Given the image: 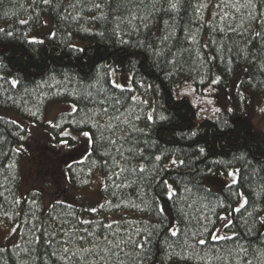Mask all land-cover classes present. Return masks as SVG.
I'll use <instances>...</instances> for the list:
<instances>
[{
  "label": "trees",
  "instance_id": "trees-1",
  "mask_svg": "<svg viewBox=\"0 0 264 264\" xmlns=\"http://www.w3.org/2000/svg\"><path fill=\"white\" fill-rule=\"evenodd\" d=\"M58 8L57 12L47 6L33 5V0H0V109L14 113L21 117L27 123L33 124L41 129H49L54 137L61 140V132H68L80 135L82 131H91L93 133V143H89L90 151L83 155L80 161H70L71 170L67 168L69 181L77 189H88L92 186L95 174L102 172L107 175L109 169L104 165V160H111L104 155L105 147H102L100 141V131L91 127V122L87 121L85 113L90 110H99L101 101H106L104 107H109L110 112L114 111L111 107L118 98L121 101L120 112L125 109L133 110L139 113L142 119L137 122L139 127L147 128L148 136H138L141 143L139 146L144 147L143 140L150 141L151 147L145 148V156L149 159L146 163L151 165V157L163 154V159L158 162L162 167L168 164L169 157L184 159L187 162L194 160L193 165L172 167L160 171L156 176V180L167 179L169 183H174L177 192L182 199L166 201L163 197V186L155 183L149 178L148 180H138L132 187L124 189H116L117 196H111L109 192L103 190L105 198L111 199L113 203L118 202L119 197L131 195L140 210L137 208H105L98 213H90L93 215L92 225H78L79 227H87L91 231H106L98 229L96 224L99 222L109 223L107 218L112 215H121L120 219L123 227H127L123 222H132L134 228H147L153 231L152 251L153 258L146 264H161L164 260L160 249V237L166 235L169 222L175 218L179 220V227L183 231L197 232L201 229V224L207 225L208 232L205 237H210L212 230L219 229L222 220L219 216L224 215L226 211H231L232 207L238 206L240 197L236 193L242 192L249 200L248 210L251 211L253 205L264 208V134L257 133L250 123L239 119L235 114L222 111L212 118L199 120V110L194 102L188 97H177L176 92L179 89L181 80H189L198 90H205L214 87L217 92L224 93L232 85L238 76L241 66L246 62L241 58L235 60L231 65L233 71H223V77L219 84L212 85L210 80L221 75L225 65L219 67L214 65L204 66L197 59V52H201L207 57L209 53L219 51V46L225 44L233 48V53L237 47H244L248 38V33L242 37L238 32L244 31L248 24L247 10L241 9V12H235L232 8L218 9L215 7L220 0H206L207 7L197 15L193 9L185 5V8L175 18V32L170 41L166 44H160L156 37L162 36L171 29L167 28L163 21L168 20L169 24L173 23L172 16L163 11L155 12L151 19V33L144 30L140 21H135L137 26L141 27L139 33L131 32L126 24L121 25L129 34L121 31L120 36L113 35L115 22L113 20V10L105 3L103 8L107 14V20L91 21L90 17L99 15L100 10L92 7L93 2H102V0H81L76 4L75 8H70V3H76V0H56ZM114 2V0H113ZM196 3L197 0H192ZM243 2V0H241ZM264 2V0H258ZM135 5H139L136 7ZM137 15H147L151 11L150 0H144V4H140V0H134L133 4L127 5ZM159 7V6H158ZM68 8L71 15L67 21L61 20L60 16L65 15L64 9ZM259 11L264 12V8ZM228 12L229 19L220 21L216 13ZM45 20L52 16V31H57L56 40L47 36L44 44L33 45L27 42L36 32L42 31L46 26L42 25L37 19ZM120 15L128 16V12L124 7L119 9ZM79 15V19L73 20L72 16ZM232 17H235L232 19ZM27 21V23H20ZM237 28V32L228 30V26ZM255 27V25H253ZM223 27L224 32H220L219 28ZM91 31H84V29ZM197 33L196 45H191L188 36L190 32ZM215 29V31H213ZM73 33L72 42L83 47L85 53H70L69 49L64 46L66 41V33ZM5 32H12V36H6ZM104 32L101 37L97 33ZM26 34V36H25ZM151 36L152 40L157 44L158 49L165 51V56L153 57L151 52L135 48L131 45H122L118 40L122 37L125 40L136 41ZM215 40L213 44L211 41ZM80 43L81 45H79ZM209 44V48L205 49L201 46ZM193 51L185 52L180 58V68H173L167 64V49L171 48L173 52L177 48H189ZM115 69L116 72L132 76V87L116 88L113 86L112 75L109 70ZM254 71L255 79L252 84L247 83V77L243 79L241 86L247 91L264 99V88H261L258 81L264 80V74L258 70ZM18 79L20 83L13 86L11 81ZM141 84L144 87H141ZM151 85V88L147 86ZM134 89V91H133ZM132 96H140L149 100L153 98L157 113H163L168 116L166 121H159L155 125L149 126L143 119V113L140 112L142 107L144 111H148V106H138L135 101L129 99ZM71 103L75 104L79 111L75 113H64L57 117L54 125L58 127H49L46 123L47 108L51 103ZM32 113H36L35 116ZM219 117V119H217ZM227 119L228 125L221 127L223 121ZM10 119L0 115V192H4V196L0 197V204L4 205V209H0V213L6 210L9 215L0 214V221L9 226H16L19 234V245L21 247H31L35 249V255L41 256L44 249L40 245H26V241L31 239V229L33 223L38 227H47L51 232L50 224L57 226L64 221L69 222L68 225L75 221L78 217L82 218L81 209L69 202L68 194L59 192L56 194V201L62 203L57 204L55 208L46 210L44 196L41 192L31 191L23 200H31L35 198L40 206L36 215L39 217L35 220L32 216L31 206L24 203L16 207L10 202L14 197H21L20 192L23 186L21 166L24 162L25 155L23 152H17L18 148L28 147L27 127H23L18 123H13ZM196 131L197 136L192 139H185L184 133ZM107 135V133H105ZM20 137H25L21 139ZM71 144L75 141L71 137H67ZM200 146L206 148V154L200 159H195L198 155L196 151V142ZM30 145V144H29ZM130 145L125 144V148ZM29 148V147H28ZM110 150V149H109ZM115 155V153H113ZM243 154V158L240 156ZM14 164V168L8 165ZM211 169V172H209ZM239 170L238 182L228 185L220 192H215L206 183V179L217 174H228L231 171ZM135 180V178L130 177ZM88 183H82V181ZM119 182V181H117ZM184 186L191 189L190 192H183ZM10 189L11 192L6 191ZM33 193H39L33 197ZM144 203L141 204V199ZM157 197L160 199L157 201ZM186 198V199H184ZM55 201V202H56ZM54 202V203H55ZM163 203L166 209L169 205L175 203L179 208L183 209V213H179L175 208L172 209L171 215L167 219L159 217L155 214V203ZM227 207H220V203ZM189 205H191L189 207ZM31 209V210H30ZM207 217L208 219H204ZM231 219L234 221L231 229L223 227V235H231L233 231L241 233L244 236L245 220H249L244 210L241 213H232ZM214 221L209 223L208 221ZM163 221V223H161ZM251 221L249 220V223ZM156 226V227H154ZM264 231V229H261ZM46 237H41L43 243ZM139 239V237H135ZM59 239V237H57ZM191 242V241H190ZM252 247L260 245L261 238L257 236L246 237L240 241ZM213 251L216 248L227 249L235 247L233 241H212L203 246ZM5 252L0 253V264H20V258L24 257L18 249L12 247L3 248ZM199 250V249H198ZM51 251V250H49ZM26 258V257H25ZM35 264H41L36 261ZM53 264H60L59 261L53 260ZM164 264H202L196 259L179 260L174 258L171 261H164Z\"/></svg>",
  "mask_w": 264,
  "mask_h": 264
},
{
  "label": "snow or ice",
  "instance_id": "snow-or-ice-1",
  "mask_svg": "<svg viewBox=\"0 0 264 264\" xmlns=\"http://www.w3.org/2000/svg\"><path fill=\"white\" fill-rule=\"evenodd\" d=\"M81 0H76V3H70L68 7L75 8L76 4H79ZM105 3L113 10V20L115 22V27L113 29V35L120 36L121 31H124L125 34H129L124 29H121L122 24H126L131 32L139 33L141 27L137 26L135 21L139 20L144 30H147L151 33L150 21L153 18L155 12L163 11L166 14L172 16L173 23L169 24L168 20H164V25L171 29L167 31L162 36L156 37V40L160 44H166L170 41L175 32V18L178 16L181 11L185 8L187 4L190 6L195 13L199 16L204 8L207 7L206 0H197L196 3H193L192 0H150L151 11L147 15H137L135 11H132L131 8H128L127 5L133 4L134 0H102V2H93L92 7L100 10V14L93 15L90 17L91 21L96 20H107L108 16L104 13L103 8ZM40 5L47 6L52 9L53 12H57V2L56 0H39ZM140 4H144V0H140ZM33 5H37V0H33ZM139 7V5H135ZM159 6V7H158ZM124 7L128 12V16H123L118 14L119 9ZM216 8L223 9L232 8L235 12H241V9L247 10V20L248 24L245 27L243 24L240 27L244 28V31L238 32L240 36H244L245 33H248V38L245 41L244 47H237L236 52L233 53V48L225 44L219 46V51L212 52L205 57L201 52H197V59L204 66L214 65L219 67L221 64L225 65V68L222 70L221 75L214 76L210 83L212 85H217L221 82L223 77V71L232 72L233 69L231 65L235 60L243 59L246 64L241 66V70L246 74L247 83L252 84L255 79L254 71L250 69L258 70L260 73L264 74V12L259 11L260 8H264V2H258V0H220L219 3L215 5ZM65 15L60 16L61 20L67 21L69 16L68 8L64 9ZM220 21L229 19L230 14L228 12L216 13ZM235 17H232L234 19ZM37 19L39 20V14H37ZM53 19L52 16H49L48 19L39 20V22L47 26L49 22ZM71 19H79V15L72 16ZM20 23H27V21H20ZM255 25V27L253 26ZM228 30L232 32H237L236 27H232L231 24L228 26ZM84 31H91L90 29H84ZM215 31V29H213ZM220 32H224L223 27L219 28ZM0 32H4V29H0ZM199 28L195 32H190L188 40L191 45H196L199 43L197 40V33ZM6 36H12V32H5ZM101 37L104 36V32L97 33ZM49 37L52 40H56L57 31H49ZM26 36V34H25ZM73 33L68 31L66 33V41H64V46L69 49L70 53H85L83 47H79L72 42ZM27 42L33 45H42L44 40L38 36H33L27 39ZM118 43L122 45H131L135 48L143 49L144 51L151 52L153 57L165 56V51L163 49H158L157 44L152 40L151 36L146 37L145 39H138L136 41L125 40L122 37L118 40ZM211 43L215 44L216 41L213 40ZM202 48H209V44H204ZM193 49L189 48H177L175 52L171 48L167 49V64L173 66V68H180V58L184 55L185 52L191 54ZM115 69L109 70V75L115 74ZM2 79V77H0ZM20 83L18 79H13L11 84L17 86ZM113 86L123 90L124 86L112 82ZM244 83V81H241ZM261 88H264V80L258 81ZM141 87H144L141 84ZM151 88V85L147 86ZM215 91V89H212ZM134 91V89H133ZM243 96V93H240ZM129 99L136 102L138 106H148L149 110L144 111L141 107L140 112L143 113V119L147 122L149 126L155 125L157 120L166 121L169 119L168 116L164 115L162 112L157 113L156 107L150 105L149 100L140 96H132ZM231 99V97H229ZM212 101H209L211 103ZM106 101H101V107L99 110L92 109L89 113H85L87 121L91 122V127L96 128L100 131V141H102V147H105L104 155L109 157L111 164L109 165V160H104V165L108 167L109 172L107 175V182L104 183L103 187L105 192L110 191L111 196H117L116 189H124L132 187L133 184L138 180H148L151 178L157 184L163 186L164 192L163 197L166 198V201H173L174 198L177 200L182 199L183 197L177 192V188L174 186V183H169L167 179L156 180V176L160 171L172 167L188 166L193 165L194 160H189L186 162L184 159H177L169 157L168 164L159 165L164 157L161 155H154L151 159V165L149 166L146 161L149 159L145 156V148L151 147L150 141L145 139L143 140L144 147L139 146L141 141L138 136H148L147 128L139 127L137 124L138 121L142 119L141 114L134 113L133 110L125 109V112L128 114L125 115L124 112H120L117 105L121 104L120 99H116L115 103L111 105L114 111L110 112L109 107H104L103 104ZM155 101H153V104ZM72 112L75 113L79 111L75 104L71 105ZM215 113L222 114L221 108L217 107L213 110ZM227 112H232L233 108H227ZM259 111L264 113V107H260ZM33 116L36 113H32ZM219 119V117H217ZM15 123V122H13ZM51 123V122H49ZM228 121L225 119L221 127L227 126ZM53 127H58V125H53ZM107 133V135H105ZM84 137L87 138L89 143H93V133L91 131H82L81 133ZM61 136L64 137L60 140V147H65L71 149L72 144L69 142L67 137L71 136V133L61 132ZM197 136L196 131H191L190 133H184L183 137L185 139H192ZM24 139L25 137H20ZM125 144L130 145L125 148ZM110 149V150H109ZM22 147L16 149L17 152L22 151ZM196 151L198 155L195 159H200L206 154V148L199 145V142H196ZM115 153V155L113 154ZM240 158H243L241 154ZM9 168H14V164L8 165ZM69 170H71V165H69ZM238 171L235 170L230 172L229 175L233 178L232 183L236 184ZM211 172V169H209ZM130 177L135 178V180L130 179ZM71 178V177H67ZM119 181V182H117ZM82 183H88V181H82ZM6 191L11 192L10 189ZM183 192H190L191 189L184 186L182 189ZM39 193H33V197L38 196ZM240 197V202L238 206L232 207L231 211H226L224 215L218 217V219L224 221L223 227L225 229H231L233 227L234 221L230 218L232 213H241V210H244V213L247 215L249 220H245V232L244 236H241V233L233 231L231 235H221L220 229H213L210 237H205L208 227L207 225L201 224V229L197 232H191L189 235L188 231H183L178 226L179 220L173 218L169 222L167 227L166 235L160 237V251L164 260L161 264H164V261H171L174 258L179 260L186 259H196L202 264H264V208H260L258 205H253L251 211L248 210L249 200L242 192L236 193ZM0 197H4L5 200H8V197L4 196V192H0ZM137 199H141V204L144 203L143 199L140 196H137ZM157 201L160 197L156 198ZM186 199V198H184ZM23 200V197H14L11 200V204L18 207ZM24 203H27L31 206L32 216L35 220H38L39 217L36 213L39 211L40 206L38 201L33 198L31 200H23ZM62 203L57 200L55 203L50 204L51 208H55L57 204ZM137 208L140 209V205L135 202L131 195H126V197H119L117 203H113L111 199H105L103 203L98 204L97 207H90L86 209L91 213H98L100 210L105 208ZM191 205H189L190 207ZM220 207H227L220 203ZM175 208L177 212L183 213V209L179 208L175 203L169 205L166 209L163 203L156 202L154 212L157 216L163 217L165 219L171 215L172 209ZM0 209H4V205L0 204ZM30 209V210H31ZM144 210V209H140ZM4 216H8L9 213L4 210L0 213ZM204 219H208L204 217ZM209 223H214V221L209 220ZM94 221L88 219L76 218L70 226H66L69 222H61L58 226L56 224H50L52 231L49 232L47 227H38L35 223L32 225L31 229V239L26 241V245H40L44 249V253L41 256H36L35 249L16 244L14 248L18 249L20 253L24 254V257L20 258V264H35L38 260L41 264H53V260L59 261L60 264H146L150 262L153 258L152 251V242H153V231L148 230L147 228H134L132 222L124 221L123 223L127 227L122 226L121 220H112L109 223L99 222L96 224L98 229H103L106 231H91L87 227H79L78 225H92ZM163 223V221H161ZM156 227V226H154ZM16 229L13 228V232ZM46 237L41 243V237ZM257 236L261 238L260 245L252 247L249 244L241 243L240 241L246 237ZM59 237V239H57ZM135 237H139L136 239ZM209 239L212 241H233L235 247L220 249L216 248L214 251L207 246L209 244ZM191 241V242H190ZM199 249V250H198ZM51 250V251H49ZM6 249L0 248V253L5 252ZM26 257V258H25ZM6 264V262H4Z\"/></svg>",
  "mask_w": 264,
  "mask_h": 264
},
{
  "label": "rangeland",
  "instance_id": "rangeland-1",
  "mask_svg": "<svg viewBox=\"0 0 264 264\" xmlns=\"http://www.w3.org/2000/svg\"><path fill=\"white\" fill-rule=\"evenodd\" d=\"M50 30L52 31L51 21L42 31L36 32L32 37L38 36L44 40L49 36ZM78 44L81 45L80 43ZM245 76L246 74L240 70L232 85L224 93L217 92L214 87L198 90L191 81L183 79L176 96L180 98L188 97L194 102L199 110V120L214 117L217 114L213 111L214 108L219 107L222 111L227 112L226 109L230 107L233 108V111L228 113L237 115L239 119L250 123L257 133L264 134V113L259 111L260 107H264V99L241 86V81H243ZM112 80L117 84L123 85L124 88L132 87V76L130 73L123 74L115 71V74L112 75ZM212 89H215V91ZM241 92L243 96L240 95ZM153 101L154 99L152 98V106H154ZM209 101L212 102L209 103ZM71 105L73 104L51 103L46 113L48 126L52 127L59 115L72 113ZM0 115L15 121L23 127H27V141H29L30 145L28 144L29 148H22L23 150L21 151L25 155V159L21 166L23 186L20 196L24 198L31 191L41 192L48 211L51 208L50 204L56 201V194L63 191L68 194L69 202L81 209L82 218L91 220L93 215L88 213L89 211L86 209L97 207L98 204L103 203L106 199L103 194L105 175L102 172H97L92 186L83 190L75 188L69 178H67V168L70 163L82 160L83 155L90 151L91 146L87 138L82 134H71L69 137L75 141L71 149L60 147L58 146L60 140L56 139L49 129L38 128L33 124L27 123L14 113L1 109ZM232 179L229 173L217 174L207 178L206 183L215 192H220L228 185L233 184ZM120 217L121 215H112L107 220L111 222L112 220H119ZM223 224L224 221L219 227L221 235L224 234ZM13 228L16 229L15 232H13ZM19 239L20 234L16 226H9L0 221V248L12 247L19 243Z\"/></svg>",
  "mask_w": 264,
  "mask_h": 264
}]
</instances>
